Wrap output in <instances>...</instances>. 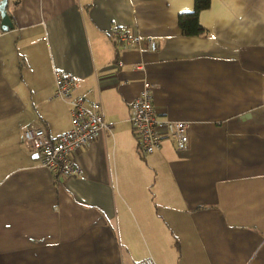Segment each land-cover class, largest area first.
Masks as SVG:
<instances>
[{
    "label": "crops",
    "instance_id": "1",
    "mask_svg": "<svg viewBox=\"0 0 264 264\" xmlns=\"http://www.w3.org/2000/svg\"><path fill=\"white\" fill-rule=\"evenodd\" d=\"M1 1V0H0ZM193 0H7L0 30V264H264V0H210L202 35L184 36ZM114 26L157 42L125 49ZM98 101L106 127L73 160L34 163L24 128L70 127L53 70ZM149 82L158 117L187 123L142 156L129 103ZM164 132V127L159 128Z\"/></svg>",
    "mask_w": 264,
    "mask_h": 264
},
{
    "label": "built area",
    "instance_id": "2",
    "mask_svg": "<svg viewBox=\"0 0 264 264\" xmlns=\"http://www.w3.org/2000/svg\"><path fill=\"white\" fill-rule=\"evenodd\" d=\"M109 35L115 45L125 49L141 50L145 47L153 51L158 47L155 39L134 29L114 26ZM53 79L54 96L69 105L70 127L56 137H51L42 126L30 123L23 131V145L28 150L30 159L50 170L53 175H81V168L72 157L77 150L94 141L106 127L101 106L98 101H86L74 95L77 81L73 75L54 69ZM150 88L152 85L149 82H143L142 89L129 103V121L137 138L139 153L146 156L154 152L160 147L164 135L174 139L177 149L186 148L187 123L158 117L151 100ZM160 127H164L163 133L160 132ZM135 264L157 262L148 255L137 260Z\"/></svg>",
    "mask_w": 264,
    "mask_h": 264
},
{
    "label": "trees",
    "instance_id": "3",
    "mask_svg": "<svg viewBox=\"0 0 264 264\" xmlns=\"http://www.w3.org/2000/svg\"><path fill=\"white\" fill-rule=\"evenodd\" d=\"M210 5V0H193L191 11L180 12L177 16V24L184 36L202 35L205 28L199 23V14Z\"/></svg>",
    "mask_w": 264,
    "mask_h": 264
},
{
    "label": "water",
    "instance_id": "4",
    "mask_svg": "<svg viewBox=\"0 0 264 264\" xmlns=\"http://www.w3.org/2000/svg\"><path fill=\"white\" fill-rule=\"evenodd\" d=\"M7 0L0 1V30L7 31L12 27L11 18L6 10Z\"/></svg>",
    "mask_w": 264,
    "mask_h": 264
}]
</instances>
